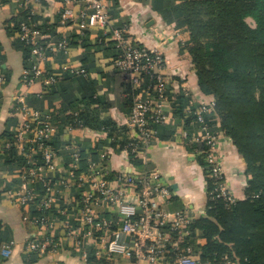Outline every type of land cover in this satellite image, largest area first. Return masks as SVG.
<instances>
[{"label": "crops", "instance_id": "obj_1", "mask_svg": "<svg viewBox=\"0 0 264 264\" xmlns=\"http://www.w3.org/2000/svg\"><path fill=\"white\" fill-rule=\"evenodd\" d=\"M236 1L255 0H106L112 29L123 28L129 39L144 48L159 49L165 57L164 72L172 77L168 79L172 86L169 84L171 98L167 104L171 114L168 123L156 126V141L134 161L127 156L126 150L114 145L111 133L104 125L105 120H110L125 127L131 109L125 78L114 65L121 50L115 44H103L105 38L109 39L104 29L95 26L81 32L77 26L59 28L57 14L65 0H41L36 6V18L42 28L52 27L44 32L49 36L44 44L51 48L46 50L41 64L44 75L27 85L22 76L32 66L30 53L18 39L14 27L19 22L20 6L16 0H0V76L3 77L0 83V142L15 133L22 122L23 113L16 102V98L22 96L27 110L38 112L55 126L50 145L57 152L56 161L61 170L43 168V181L27 182L25 169L20 167L23 158L20 152L16 156L8 155L10 159L0 157L5 162L0 177V264H132L127 258L105 254L111 237L109 233L95 230L88 235L79 216L80 200L89 187L74 182L58 193L53 192L52 226L58 224L64 229L56 227V237H53L63 242L62 247L56 252L49 248L40 252L26 249L27 241H39L50 235L49 228L35 226L25 218L39 215L38 203L45 195L46 183H53L54 173L68 177L71 154L75 151L87 161L85 167L81 166L83 173L91 161L109 164L113 172L158 171L171 191L170 198L159 200L162 211H186L195 218L205 213L209 178L201 157L183 144L187 142L183 133L198 136L201 126L185 121L180 113L183 110L195 116L199 106L215 99L199 87L187 46L196 42H234ZM69 5L75 13L84 8L82 0ZM246 21L255 26L252 18L248 17ZM64 39L68 44L66 52L57 48ZM71 70L86 73L74 74ZM50 74L58 79L46 86L44 77ZM173 102L177 107H173ZM78 117L82 126L69 125ZM102 154L107 156L104 161ZM219 155L233 195L243 199L249 178L245 160L226 136L221 138ZM25 190L36 199L29 208L20 204V195ZM109 208L103 203L97 209L99 216L119 221ZM124 240L129 241L128 238ZM4 245L9 246V256L2 254ZM203 245L202 241L193 243L199 260Z\"/></svg>", "mask_w": 264, "mask_h": 264}, {"label": "built area", "instance_id": "obj_2", "mask_svg": "<svg viewBox=\"0 0 264 264\" xmlns=\"http://www.w3.org/2000/svg\"><path fill=\"white\" fill-rule=\"evenodd\" d=\"M16 1L20 6V12L19 22L14 27L17 29L18 39L29 48L32 63L31 68L23 72L22 78L27 85H31L44 75L45 71L41 64L45 59L46 50L51 47L45 46L44 41L48 40L49 36L43 32L36 18V6L41 0ZM77 1L65 0V5L57 14L58 27L68 29L77 26L81 32L90 27H102L109 40L121 50V55L114 65L117 72L124 76L125 81L138 85L147 78L155 83L152 91L148 90L144 95L135 96L125 125L136 140L129 149H125L127 156L144 155L147 148L156 141V132L152 130L153 124L165 125L171 114L167 104L169 84L172 87L169 82L171 75L168 76L164 72L165 57L159 49L137 46L134 40L129 39L123 28L112 29L106 0H82L84 8L75 13L69 4ZM67 47L66 39L57 44V48L65 52ZM71 72L86 73L84 70ZM57 79L55 75H46L44 83L49 86ZM2 81L3 77L0 76V83ZM16 102L23 113V119L15 131L14 143L27 157L23 167L26 181H43V168L61 171L56 161L57 152L48 143L56 128L38 112L27 110L24 97H17ZM214 108L215 101L199 106L195 115L201 126V134L190 137L184 132L183 138L187 142L183 144L205 145L204 150L195 147L193 151L203 158V168L211 181L207 196L210 200H221L227 207H234L239 199L232 193L219 155L221 138L225 135L217 127L211 128L207 118ZM79 124L81 126L80 121ZM11 144L7 142L6 147H10ZM37 153L41 154L45 165L38 164L34 158ZM101 157L104 161L107 156L102 154ZM71 160L70 170L67 171L68 177L58 178L52 184L46 183L47 190L38 203L40 216H27L25 218L27 222L50 228L53 224V214L50 211L55 202L53 192L58 193L66 189L70 182L81 186L88 185L89 190L83 192L80 200L79 217L81 223L86 226L88 235L95 230L109 233L111 237L105 247L107 256H121L130 260L132 264H139L142 261H146L147 264H201L191 243L195 217L186 211L168 213L160 209L159 200L170 198L171 191L158 171L140 174L127 171L113 172L109 164L91 161L83 173L80 171V153L73 152ZM35 200L29 190L20 195V204L24 208H29ZM103 203L110 206L119 221L99 216L97 209ZM124 238H128L129 241L126 242ZM26 244V249L30 251L40 252L49 248L56 252L62 247L63 242L46 235L39 241L29 240ZM2 254L10 255L9 246H2ZM224 264L236 263L225 257Z\"/></svg>", "mask_w": 264, "mask_h": 264}, {"label": "trees", "instance_id": "obj_3", "mask_svg": "<svg viewBox=\"0 0 264 264\" xmlns=\"http://www.w3.org/2000/svg\"><path fill=\"white\" fill-rule=\"evenodd\" d=\"M248 17L255 21L254 27L246 21ZM234 20V42H196L187 46L199 87L203 93L215 99L214 111L207 116L211 128L217 127L233 142L245 160L249 176L245 197L238 200L234 207H227L221 200L208 198L205 213L195 218L191 243H204L200 250L201 264H224L225 257L236 264H264V2L236 1ZM51 28L46 26L42 30L45 32ZM105 39L103 44H114ZM136 45L141 46L138 43ZM120 55L121 51L116 60ZM154 86L155 83L147 78L138 85L125 82L131 104L130 113L135 96L152 91ZM170 91L168 88V99L171 98ZM172 105L177 107L176 102ZM178 105L180 108L181 102ZM180 116L200 127L196 115L182 110ZM79 121L82 126L79 117L72 119L69 125L78 127ZM104 125L110 131L114 145H118L120 150L129 149L136 141L126 126H119L110 120H105ZM156 126H152L155 132ZM7 142L12 143L10 147H6ZM14 142L15 133L0 142V157L5 160L9 158L8 155L16 156L20 152L23 156L20 167L23 168L27 157ZM186 145L192 150L195 147L205 149L204 144ZM80 156V165L85 167L87 161L83 160L82 154ZM34 158L39 164H45L40 153L35 154ZM130 158L138 160V157ZM4 163L0 162V177L4 173ZM201 163H204L202 157ZM54 174L53 182L62 177V174ZM53 211H50L51 214ZM56 227L64 230L58 224L50 227L48 233L54 237ZM89 259L93 260L92 257Z\"/></svg>", "mask_w": 264, "mask_h": 264}]
</instances>
